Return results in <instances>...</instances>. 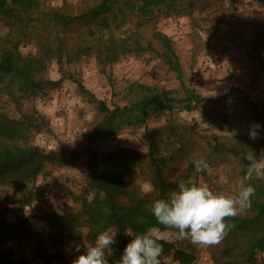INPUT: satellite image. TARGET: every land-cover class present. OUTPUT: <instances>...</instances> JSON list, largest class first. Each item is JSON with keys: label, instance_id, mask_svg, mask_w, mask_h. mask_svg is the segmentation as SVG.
Returning <instances> with one entry per match:
<instances>
[{"label": "trees", "instance_id": "obj_1", "mask_svg": "<svg viewBox=\"0 0 264 264\" xmlns=\"http://www.w3.org/2000/svg\"><path fill=\"white\" fill-rule=\"evenodd\" d=\"M70 4L0 0L1 40L15 46L0 47V197L10 193L16 211H22L38 196L34 182L50 169L73 167L84 176L64 211H30L9 223V209H0V264H29L1 248L13 226L32 242L42 264H72L64 246L85 238L94 242L110 229L116 242L109 264H119L131 240L125 229L140 234L162 227L151 214L154 201L167 198L181 184H206L214 192L234 194L249 164L245 155L253 151L259 157L264 149V103L252 101L237 87L213 97L200 95L185 83L174 44L158 29L163 20L188 16L193 29L216 40L220 0H78L74 10ZM145 53L166 65L176 87L132 81L123 104L107 105L84 85L81 64L87 56L93 55L104 67ZM64 81L93 104L99 117L80 143L61 142L45 149L35 137L50 129L34 104ZM192 111L199 117L180 114ZM157 119L162 123L149 127ZM254 124L261 125L255 141L249 138ZM124 129L140 131L145 149L115 146L100 153L94 145ZM201 159L198 171L196 162ZM250 183L256 189L251 207L226 219L232 227L220 244L164 242L160 259L169 261L161 264H193L202 250L214 264H250L257 258L264 264V179L253 176Z\"/></svg>", "mask_w": 264, "mask_h": 264}, {"label": "rangeland", "instance_id": "obj_2", "mask_svg": "<svg viewBox=\"0 0 264 264\" xmlns=\"http://www.w3.org/2000/svg\"><path fill=\"white\" fill-rule=\"evenodd\" d=\"M50 5L61 4L62 0H44ZM71 2V9H75L78 4V0H69ZM224 0H220V5ZM222 8V7H221ZM227 14L233 15L229 12V8L226 7ZM234 9V8H233ZM223 10V9H222ZM175 17L163 20L161 22L172 21ZM160 24V23H159ZM158 24V25H159ZM185 26V23H181ZM3 33V27L0 25V47L15 48L12 44H6L1 40ZM195 40H199V37L194 36ZM176 47L180 52V59L183 67V76L185 83L189 86H195L198 88V93L202 94L203 90L198 85L199 77L192 76L188 67L190 63L186 57V49L183 41L180 39L176 43ZM189 65V66H188ZM81 77L84 85L100 100L104 101L107 105L123 104V95L126 91L127 85L132 81H138L150 85H155L159 88L176 87L177 81L174 78V74L168 71L166 65L156 56L145 53L141 57L127 56L121 58L118 62L112 63L106 66H100L96 63L94 56H87L83 59L81 64ZM51 75L56 76L55 68H52ZM195 84H194V83ZM37 111L47 121L50 132H42L35 137L36 142L45 149L56 148L59 143L67 142L69 144H78L81 142L83 135L92 130L94 124L98 120V111L94 108L86 97L79 95L73 84L68 81H64L60 88L50 92L49 96L36 100L34 104ZM187 119L192 117H199L196 111L191 113H180ZM163 119L152 120L149 123V127L156 126L162 123ZM123 136H117V140L112 137L110 141L101 140L94 142V145H98L99 152L104 153L108 150H104L110 146L130 147L144 150L145 144L141 136L140 131H134L131 129H124L119 133ZM231 135V133H229ZM107 142V143H106ZM131 148V147H130ZM58 169H50L44 178L48 180V185L51 189V194L48 199H39L34 206H31L22 211H16V203L14 197L10 193L2 192L3 196L0 197V209L8 208L6 217L9 223H14L18 218H25L29 215L30 211L38 212L39 208H56V210L64 211L68 205L71 204L70 193L80 188L82 179L78 174H65L64 180L57 173H52ZM73 178L70 179L69 177ZM62 181H59V178ZM69 181L73 182L72 184ZM68 182V183H66ZM65 183V184H63ZM143 191L149 192L147 185H142ZM6 193V194H5ZM19 226H13L12 234L7 241L1 245L4 250H10L13 252L14 257L21 256L29 261V264H41L40 259L37 257L33 248V244L30 240L26 239ZM171 240L180 241L181 238L173 236ZM83 239L79 240L72 246H64L63 251L65 255L70 259L71 263L83 253V248L80 252L76 251L77 245H81ZM169 258H164L161 263H168ZM44 264V263H43ZM174 264V263H173ZM193 264H214L209 257V254L202 250ZM250 264H262L260 258L256 259L255 263Z\"/></svg>", "mask_w": 264, "mask_h": 264}, {"label": "clouds", "instance_id": "obj_3", "mask_svg": "<svg viewBox=\"0 0 264 264\" xmlns=\"http://www.w3.org/2000/svg\"><path fill=\"white\" fill-rule=\"evenodd\" d=\"M258 129L261 125H252L250 139L259 138ZM244 158L249 164L246 174L238 181L239 190L234 194L214 192L206 184H181L167 198L154 201L151 214L162 227H149L140 234L125 229L131 240L125 246L119 264H161L164 242H170L173 236L189 239L198 247L220 244L232 227L226 219L242 215L251 207L256 192L250 183L253 176L264 179V149L259 157L249 151ZM196 164L200 171L203 160ZM115 237L116 233L109 229L100 233L94 242L83 239L76 251L80 252L81 248L84 251L72 264H109Z\"/></svg>", "mask_w": 264, "mask_h": 264}, {"label": "crops", "instance_id": "obj_4", "mask_svg": "<svg viewBox=\"0 0 264 264\" xmlns=\"http://www.w3.org/2000/svg\"><path fill=\"white\" fill-rule=\"evenodd\" d=\"M220 6L221 22L216 40L208 39L203 30L193 29L188 16L160 22L158 29L171 38L179 59L176 43L179 39L183 41L185 59L190 63L189 72L199 77L198 85L203 90L200 95L213 97L237 87L252 101L264 103V0H224ZM226 7L233 15L227 14ZM181 23L185 26L181 27ZM194 36L199 40H195ZM119 135L123 136L118 133L114 138L117 140ZM106 140L110 141V138ZM114 147L110 143L104 150ZM52 173H57L64 180L65 174H78L82 180L84 177L73 167L60 168ZM61 177H58L59 181H62ZM48 208H39L37 213Z\"/></svg>", "mask_w": 264, "mask_h": 264}, {"label": "built area", "instance_id": "obj_5", "mask_svg": "<svg viewBox=\"0 0 264 264\" xmlns=\"http://www.w3.org/2000/svg\"><path fill=\"white\" fill-rule=\"evenodd\" d=\"M48 184L49 183L47 179L44 178L36 179V181L34 182V190L38 192V196L29 207L34 206L39 199H48L50 197L51 189ZM29 207H25L24 210Z\"/></svg>", "mask_w": 264, "mask_h": 264}]
</instances>
